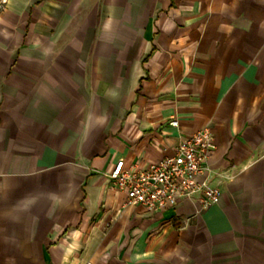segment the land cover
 <instances>
[{
    "label": "crops",
    "instance_id": "0c3cea01",
    "mask_svg": "<svg viewBox=\"0 0 264 264\" xmlns=\"http://www.w3.org/2000/svg\"><path fill=\"white\" fill-rule=\"evenodd\" d=\"M204 126L218 204L124 205ZM0 264H264V0H5Z\"/></svg>",
    "mask_w": 264,
    "mask_h": 264
},
{
    "label": "built area",
    "instance_id": "2783aa9c",
    "mask_svg": "<svg viewBox=\"0 0 264 264\" xmlns=\"http://www.w3.org/2000/svg\"><path fill=\"white\" fill-rule=\"evenodd\" d=\"M4 4L1 0L0 8ZM170 124L177 126L175 121ZM214 149L211 127L204 126L181 138L171 156L142 168L126 169L118 160L108 177L127 206H142L154 213L181 200L195 199L200 209H206L220 200L218 188L209 181L208 160Z\"/></svg>",
    "mask_w": 264,
    "mask_h": 264
},
{
    "label": "clouds",
    "instance_id": "9594fccd",
    "mask_svg": "<svg viewBox=\"0 0 264 264\" xmlns=\"http://www.w3.org/2000/svg\"><path fill=\"white\" fill-rule=\"evenodd\" d=\"M108 95H110L111 97L115 98L119 95V93L113 91L112 89L108 90Z\"/></svg>",
    "mask_w": 264,
    "mask_h": 264
}]
</instances>
